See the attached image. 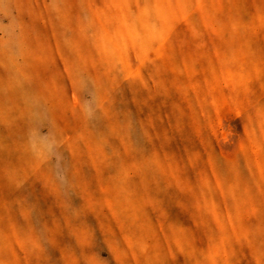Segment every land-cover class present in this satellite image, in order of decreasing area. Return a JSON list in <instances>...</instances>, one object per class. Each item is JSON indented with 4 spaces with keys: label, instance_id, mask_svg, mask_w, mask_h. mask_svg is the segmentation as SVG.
<instances>
[{
    "label": "rangeland",
    "instance_id": "1",
    "mask_svg": "<svg viewBox=\"0 0 264 264\" xmlns=\"http://www.w3.org/2000/svg\"><path fill=\"white\" fill-rule=\"evenodd\" d=\"M0 264H264V0H0Z\"/></svg>",
    "mask_w": 264,
    "mask_h": 264
}]
</instances>
